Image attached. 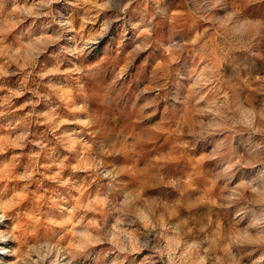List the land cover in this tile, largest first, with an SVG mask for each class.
Instances as JSON below:
<instances>
[{
    "label": "rangeland",
    "instance_id": "1",
    "mask_svg": "<svg viewBox=\"0 0 264 264\" xmlns=\"http://www.w3.org/2000/svg\"><path fill=\"white\" fill-rule=\"evenodd\" d=\"M0 215V264H264V0H0Z\"/></svg>",
    "mask_w": 264,
    "mask_h": 264
},
{
    "label": "clouds",
    "instance_id": "2",
    "mask_svg": "<svg viewBox=\"0 0 264 264\" xmlns=\"http://www.w3.org/2000/svg\"><path fill=\"white\" fill-rule=\"evenodd\" d=\"M85 46H87V45H85Z\"/></svg>",
    "mask_w": 264,
    "mask_h": 264
},
{
    "label": "bare ground",
    "instance_id": "3",
    "mask_svg": "<svg viewBox=\"0 0 264 264\" xmlns=\"http://www.w3.org/2000/svg\"><path fill=\"white\" fill-rule=\"evenodd\" d=\"M1 216V215H0Z\"/></svg>",
    "mask_w": 264,
    "mask_h": 264
}]
</instances>
